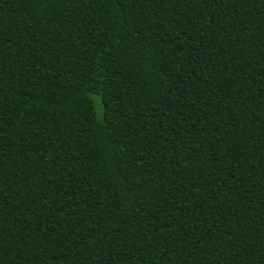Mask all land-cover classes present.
Listing matches in <instances>:
<instances>
[{
	"label": "trees",
	"instance_id": "16d2710c",
	"mask_svg": "<svg viewBox=\"0 0 264 264\" xmlns=\"http://www.w3.org/2000/svg\"><path fill=\"white\" fill-rule=\"evenodd\" d=\"M0 264H264V0H0Z\"/></svg>",
	"mask_w": 264,
	"mask_h": 264
},
{
	"label": "rangeland",
	"instance_id": "374dc122",
	"mask_svg": "<svg viewBox=\"0 0 264 264\" xmlns=\"http://www.w3.org/2000/svg\"><path fill=\"white\" fill-rule=\"evenodd\" d=\"M95 100H96V103H97V110L99 113H102V106L100 105V96H95Z\"/></svg>",
	"mask_w": 264,
	"mask_h": 264
}]
</instances>
